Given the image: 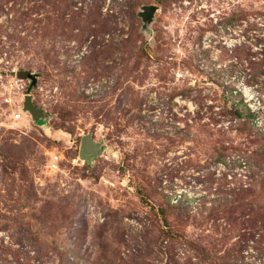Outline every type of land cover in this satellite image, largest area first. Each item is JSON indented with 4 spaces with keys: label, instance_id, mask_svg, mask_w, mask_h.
I'll return each mask as SVG.
<instances>
[{
    "label": "rangeland",
    "instance_id": "obj_1",
    "mask_svg": "<svg viewBox=\"0 0 264 264\" xmlns=\"http://www.w3.org/2000/svg\"><path fill=\"white\" fill-rule=\"evenodd\" d=\"M263 213L264 0H0V264H264Z\"/></svg>",
    "mask_w": 264,
    "mask_h": 264
},
{
    "label": "water",
    "instance_id": "obj_2",
    "mask_svg": "<svg viewBox=\"0 0 264 264\" xmlns=\"http://www.w3.org/2000/svg\"><path fill=\"white\" fill-rule=\"evenodd\" d=\"M158 9V6L155 4L145 5L141 11V15L144 19L151 17ZM22 76L27 79H31V84L29 90L37 82V76L32 72H23ZM24 109L31 112L34 118L39 119L43 114L42 108L36 106L33 102L32 94L28 93L25 96L24 100ZM99 147L98 143L94 140L90 133L86 134L82 138V143L80 146V157L84 160H87L97 154Z\"/></svg>",
    "mask_w": 264,
    "mask_h": 264
},
{
    "label": "trees",
    "instance_id": "obj_3",
    "mask_svg": "<svg viewBox=\"0 0 264 264\" xmlns=\"http://www.w3.org/2000/svg\"><path fill=\"white\" fill-rule=\"evenodd\" d=\"M235 113H236V116H240V117L243 116V113L239 109H236ZM263 216H264V213H263ZM262 221L264 222V217H262Z\"/></svg>",
    "mask_w": 264,
    "mask_h": 264
}]
</instances>
